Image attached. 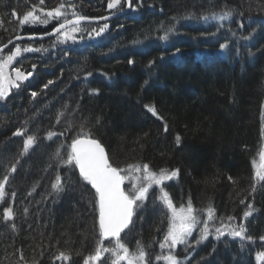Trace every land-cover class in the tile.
I'll list each match as a JSON object with an SVG mask.
<instances>
[{"label":"trees","instance_id":"trees-1","mask_svg":"<svg viewBox=\"0 0 264 264\" xmlns=\"http://www.w3.org/2000/svg\"><path fill=\"white\" fill-rule=\"evenodd\" d=\"M61 2L0 0V48L19 36L51 32L59 21L21 26L19 19L33 8L43 18L41 7L47 11ZM63 2L69 19L73 11L87 18L111 13L110 0ZM121 3L118 11L126 8L125 0ZM131 4L127 15L110 22L81 24L72 42L57 37L22 42L0 56L16 46L41 49L21 53L13 69L32 75L0 102V182L8 176L0 200V264H83L94 253L95 191L77 168L62 163L82 126L101 142L114 166L178 169L165 183L177 207L191 199L201 218L212 208L214 222L244 223L253 237L212 236L196 245V234L187 249H175L179 260L191 255L187 264H264L257 260L264 252V182L252 191V161L264 142V0ZM228 11L232 15L222 28L204 23ZM17 130L26 132L16 135ZM27 135L36 142L21 155ZM57 175L59 192L51 187ZM158 195V189L150 191L122 236L130 250L138 240L148 246L151 264H165L155 260L166 254L158 244L167 226L165 210L154 202ZM249 204L254 212L244 218ZM7 207L14 212L9 220L3 213ZM60 252L70 259H56ZM109 256L104 254L103 264Z\"/></svg>","mask_w":264,"mask_h":264},{"label":"snow or ice","instance_id":"snow-or-ice-1","mask_svg":"<svg viewBox=\"0 0 264 264\" xmlns=\"http://www.w3.org/2000/svg\"><path fill=\"white\" fill-rule=\"evenodd\" d=\"M45 0H39L40 5H44ZM120 3V0H110L108 7L113 8ZM131 0H129V4ZM74 7L73 5H69ZM43 13L36 15L35 8L28 11L22 19H19L21 26L31 23L39 22L40 24L47 25L50 20L59 21L58 26L54 28L53 33L57 36V40L63 43L66 40H75L74 35L77 32L82 31L80 28L81 21L87 19V17L80 15L73 11L71 13L73 19L68 18V13L65 8V3L62 2L53 7L51 10L45 11L43 7L39 9ZM15 15V12L13 13ZM232 15L231 11L224 13L219 19L223 20ZM107 28V24L96 32L99 35L100 32ZM172 29H168L171 31ZM92 31H96L93 29ZM91 35V33H89ZM164 38H167L166 36ZM12 41L9 40V43ZM4 47H7L5 45ZM221 48L225 45L221 44ZM41 49L24 47L23 52H39ZM3 51V49H0ZM21 56V48L16 46L15 50L5 58L0 59V99H4L10 88H19L20 83L31 76L32 73L25 74L20 68H14V78L6 73V69L12 65L13 61ZM129 64L133 61L129 60ZM150 64L155 63L150 61ZM35 68V65H33ZM49 84L52 81L48 82ZM8 85V87H5ZM47 87V85H45ZM36 95L35 92L32 93ZM154 115L155 109L149 108ZM62 115V114H61ZM167 130V129H166ZM26 130H17L16 135H24ZM264 134V133H262ZM52 133H49L51 136ZM177 142L179 143L180 137L177 136ZM36 142L34 135H27L24 140L23 149L21 155L28 152L29 148ZM58 155V154H57ZM62 163L67 166L77 168L79 170V177L83 181L90 184L95 190L96 204L98 206V240L97 246L94 249V253L89 255L83 262V264H94V262H101L103 264V257L105 253H109V264H121L122 261L126 264H151V253L148 251V246L144 245L141 241H136L135 250H130L127 242L121 236L126 229H129L130 224L133 223V217L137 212L143 210L145 207V201L148 199L150 190L154 188L159 189V195L155 197V201H159V204L163 210H165V217L167 219L166 231L163 234L162 240L158 241L159 248L166 250V254L155 255L156 261H164L165 264H180L178 254L175 253L180 245L191 246L189 238L193 236V232L197 230L198 225L201 223L203 227L199 229L198 237L192 242L196 245L202 243L208 239L210 233L209 221L214 219V210L208 208L207 218L201 220L199 218V210L194 208L191 199L187 201V204L181 203L177 207L168 191L165 190V182L170 181L172 178L178 175V169L167 170L160 169L158 172L150 169L147 163L129 164L126 168H120L114 166L110 162L109 156L105 152V148L101 142L95 138H91L88 132L81 127V134L72 139L70 145V151L67 153V158L62 160ZM254 168L252 191L256 190V184L258 182H264V148L260 151V163L257 164L255 160L252 161ZM16 170L15 165H12L10 171ZM142 175L137 176L136 173ZM231 179V178H230ZM8 180V176L4 177V181L0 182V200L5 197V183ZM125 180H129V186L127 189L124 187ZM52 189L56 192L63 190L61 183V176L57 175L55 181L51 185ZM14 196L15 193H12ZM241 203H244L242 200ZM27 212V209L24 210ZM254 212V208L251 204L248 205V210L244 212V218L249 217ZM4 219L9 220L14 216L13 209L7 207L3 209ZM234 217L229 216L227 220L232 221ZM14 227V225H13ZM227 235L233 238H240L241 240L247 239L251 241L253 237L246 235L247 228L244 223H240L238 226H232L230 224H224L221 221V226L215 228L216 238ZM264 240V236L260 237ZM105 241H109V245L105 246ZM56 259L69 260L70 257L64 252H60ZM257 260L264 261V252L257 253Z\"/></svg>","mask_w":264,"mask_h":264},{"label":"rangeland","instance_id":"rangeland-1","mask_svg":"<svg viewBox=\"0 0 264 264\" xmlns=\"http://www.w3.org/2000/svg\"><path fill=\"white\" fill-rule=\"evenodd\" d=\"M121 0H120V3L118 4V5H116L115 7H113V8H110V11H111V13L110 14H113V13H116V12H118V10L119 9H121L120 7H121ZM229 21V18L227 17L226 19H223V20H221V19H219V17H215V18H213V19H210V20H207L206 22H204L206 25H220L221 26V28H222V24H225V23H227ZM74 35H77V33H75ZM69 41H71L72 42V40L71 39H69ZM67 42V41H66ZM14 51V50H13ZM23 52V50H21V53ZM24 53V52H23ZM22 53V54H23ZM11 54V53H10ZM7 55H9V54H7ZM7 55H5V56H3V57H0V59H3V58H5ZM1 56V55H0ZM19 58V57H18ZM18 58H16L14 61H13V63H12V65H10L7 69H6V73L7 74H9V75H11L13 78H14V76H15V73L13 72V65H14V63H15V61L18 59ZM28 79V78H27ZM27 79L26 80H24V81H22V82H18V83H23V82H25V81H27ZM5 87H8V85H5ZM15 87H12V88H10V91L12 90V89H14ZM10 91L8 92V95L4 98V99H0V102H3L8 96H9V94H10ZM263 130H264V115H263ZM262 148H264V142H263V146H262ZM256 162H257V164H259L260 163V154H259V157L257 158V160H256ZM135 175H137V176H140V175H142V172L141 173H136ZM175 178V177H174ZM173 179V178H172ZM166 182H168V181H166ZM165 182V183H166ZM124 186L127 188L128 186H129V180H125V184H124ZM154 189H158V188H154ZM151 191V190H150ZM158 192H159V189H158ZM199 218L201 219V220H204V219H206L207 218V214L205 215V216H203L202 218L200 217V215H199ZM219 226H221V223H216V222H214V220H211V221H209V230H210V235H209V237H212V236H214V238H216V235H215V233H213V231L211 232V229H213V228H216V227H219ZM203 227V224L201 223L200 225H198V227H197V230L196 231H194L193 232V236L194 235H196V234H199V229L200 228H202ZM125 234V233H124ZM123 234V235H124ZM122 235V236H123ZM193 236L192 237H190L189 238V241L193 238ZM225 236H229V235H227V233L224 235V236H222V237H225ZM208 237V238H209ZM231 237V236H230ZM221 238V237H220ZM105 242H108V241H105ZM189 246H185V245H180V246H178L177 247V249L176 250H178L179 248H182L183 250H185V249H187ZM175 251V250H174ZM191 259V255H189V256H187L186 258H184V259H180V264H187L188 262H189V260ZM261 262V261H260ZM121 264H126V262H124V261H122L121 262Z\"/></svg>","mask_w":264,"mask_h":264},{"label":"water","instance_id":"water-1","mask_svg":"<svg viewBox=\"0 0 264 264\" xmlns=\"http://www.w3.org/2000/svg\"><path fill=\"white\" fill-rule=\"evenodd\" d=\"M127 3H128V8L125 12H121V13H115V14H110L104 18H100L99 20H91V19H85L83 21H81V24H95V23H106V22H110L111 20H113L114 18H117V17H120L124 14H126L129 9H130V4H129V0H126ZM80 24V25H81ZM54 30V29H53ZM53 30L47 34H44V35H34V36H19V37H16L14 38L13 40H11L12 42L11 43H7V47H4L2 46L0 49H3V51H0V55L2 53H4L6 50H8L9 48L13 47L14 45L16 44H19V43H22V42H32V41H44V40H49V39H52V38H55L57 37L55 34H52L53 33ZM105 152L107 153L106 149H105ZM108 155V154H107ZM77 172L79 174V170L77 169ZM94 190V189H93ZM95 191V190H94ZM133 220H134V217H133ZM132 224H130L129 226V229L131 228ZM129 229H126L125 232H127ZM124 233L121 234V236L123 235Z\"/></svg>","mask_w":264,"mask_h":264},{"label":"bare ground","instance_id":"bare-ground-1","mask_svg":"<svg viewBox=\"0 0 264 264\" xmlns=\"http://www.w3.org/2000/svg\"><path fill=\"white\" fill-rule=\"evenodd\" d=\"M125 2H126V8H125V10H123V11H118V12H116V13H121V12H125L126 10H127V8H128V3H127V1L125 0ZM131 8H132V4L130 3V9H129V11L126 13V14H124V15H122V16H125V15H127L129 12H130V10H131ZM113 14H115V13H113ZM122 16H120V17H122ZM106 17V16H105ZM120 17H117V18H120ZM102 18H104V17H102ZM117 18H114V19H117ZM88 19H91V20H94V21H96V20H99L100 18H88ZM113 19V20H114ZM112 21V20H111ZM95 24H100V23H95ZM10 49V48H9ZM8 49V50H9ZM8 50H6V51H8ZM5 51V52H6ZM4 52V53H5ZM3 54V53H2ZM1 54V55H2Z\"/></svg>","mask_w":264,"mask_h":264}]
</instances>
